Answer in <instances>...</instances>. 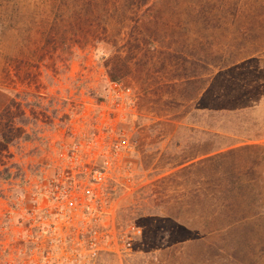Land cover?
Wrapping results in <instances>:
<instances>
[{"label":"rangeland","instance_id":"rangeland-1","mask_svg":"<svg viewBox=\"0 0 264 264\" xmlns=\"http://www.w3.org/2000/svg\"><path fill=\"white\" fill-rule=\"evenodd\" d=\"M262 133L264 0H0L1 263L264 264Z\"/></svg>","mask_w":264,"mask_h":264},{"label":"trees","instance_id":"trees-1","mask_svg":"<svg viewBox=\"0 0 264 264\" xmlns=\"http://www.w3.org/2000/svg\"><path fill=\"white\" fill-rule=\"evenodd\" d=\"M5 135V134H4ZM254 138H257V139H261V138H264V133H262V134H260V135H256ZM9 143H10V141L9 140H6V143H5V141H4V148L6 147V149L8 148V146H9ZM214 160V157H206V158H202V159H200V160H198V162L197 163H193V164H191V165H194V166H198V164L199 165H201V164H205V163H208V162H212ZM9 170L10 169H4L3 171L5 172V173H8L9 172ZM0 264H8V263H1L0 262Z\"/></svg>","mask_w":264,"mask_h":264}]
</instances>
